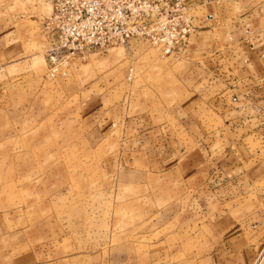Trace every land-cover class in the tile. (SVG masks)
<instances>
[{
    "label": "rangeland",
    "instance_id": "1",
    "mask_svg": "<svg viewBox=\"0 0 264 264\" xmlns=\"http://www.w3.org/2000/svg\"><path fill=\"white\" fill-rule=\"evenodd\" d=\"M51 6L0 0V21L26 27L36 60L27 72L13 69L0 89V264L20 256L144 264L159 247L172 264L198 262L210 243L193 188L172 169L148 166L144 154L128 162L122 153L119 163L118 126L81 125L92 101L103 105L99 97L120 101L121 116L143 107L149 123L172 120L183 66L136 40L94 50L48 78L42 20Z\"/></svg>",
    "mask_w": 264,
    "mask_h": 264
},
{
    "label": "crops",
    "instance_id": "2",
    "mask_svg": "<svg viewBox=\"0 0 264 264\" xmlns=\"http://www.w3.org/2000/svg\"><path fill=\"white\" fill-rule=\"evenodd\" d=\"M181 1L194 30L183 53L163 54L183 66L173 119L149 123L143 107L121 116L120 101L110 105L99 97L103 105L91 102L82 129L118 126L119 163L122 153L128 162L144 154L148 166L172 169L193 188L210 243L194 264H264V0ZM9 22L0 21V89L17 74L13 69L27 72L36 61L27 51L26 27ZM136 40L150 44L141 38L129 42ZM133 70L129 67L127 79ZM89 104L87 98L81 109ZM165 258L164 247L150 248L144 264H172ZM13 264L89 263L73 256L48 261L20 256Z\"/></svg>",
    "mask_w": 264,
    "mask_h": 264
},
{
    "label": "built area",
    "instance_id": "3",
    "mask_svg": "<svg viewBox=\"0 0 264 264\" xmlns=\"http://www.w3.org/2000/svg\"><path fill=\"white\" fill-rule=\"evenodd\" d=\"M42 27L48 78L65 75L77 57L132 38L146 40L162 54L183 53L194 30L181 0H52Z\"/></svg>",
    "mask_w": 264,
    "mask_h": 264
}]
</instances>
